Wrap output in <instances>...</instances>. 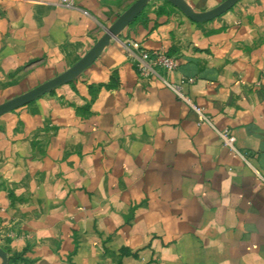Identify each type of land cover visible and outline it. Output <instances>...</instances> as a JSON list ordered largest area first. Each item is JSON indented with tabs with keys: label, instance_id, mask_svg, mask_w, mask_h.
<instances>
[{
	"label": "crops",
	"instance_id": "obj_1",
	"mask_svg": "<svg viewBox=\"0 0 264 264\" xmlns=\"http://www.w3.org/2000/svg\"><path fill=\"white\" fill-rule=\"evenodd\" d=\"M135 1L0 0V104L72 66ZM128 43L175 57L166 78L260 176L137 75ZM0 248L7 264H264V0L202 22L149 0L76 78L1 114Z\"/></svg>",
	"mask_w": 264,
	"mask_h": 264
},
{
	"label": "water",
	"instance_id": "obj_2",
	"mask_svg": "<svg viewBox=\"0 0 264 264\" xmlns=\"http://www.w3.org/2000/svg\"><path fill=\"white\" fill-rule=\"evenodd\" d=\"M149 0H136L126 10H124L116 20L105 30L104 34L91 46V48L79 58L72 66L53 78L39 84L38 86L15 96L0 104V115L11 111L17 107L25 105L30 101L50 92L56 87L67 83L76 78L84 69L89 67L101 54L103 49L110 43L111 38L118 36L119 33L132 22L144 9ZM177 7L189 19L202 22L213 19L230 9L239 0H224L217 6L204 10H194L185 0H166ZM0 264H7L8 258L2 248H0Z\"/></svg>",
	"mask_w": 264,
	"mask_h": 264
},
{
	"label": "built area",
	"instance_id": "obj_3",
	"mask_svg": "<svg viewBox=\"0 0 264 264\" xmlns=\"http://www.w3.org/2000/svg\"><path fill=\"white\" fill-rule=\"evenodd\" d=\"M58 3L65 6L73 5V0H56ZM128 58L134 65L136 73L141 78L155 79L159 81L163 86L169 88L174 94L185 104H187L198 117V124H207L210 126L219 136L221 143L226 147L232 155L239 156L256 175L260 176L259 172L251 166L248 158L240 152L235 145V137L231 131L227 128H216L209 116L203 113L202 109L198 107L189 96L184 94L181 90L180 83H172L166 78V74L176 69L175 57L169 52L159 50H147L140 47L136 43L124 44Z\"/></svg>",
	"mask_w": 264,
	"mask_h": 264
}]
</instances>
